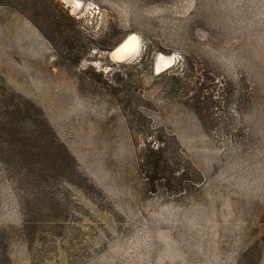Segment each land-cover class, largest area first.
<instances>
[{"label":"rangeland","instance_id":"1","mask_svg":"<svg viewBox=\"0 0 264 264\" xmlns=\"http://www.w3.org/2000/svg\"><path fill=\"white\" fill-rule=\"evenodd\" d=\"M0 264H264V0H0Z\"/></svg>","mask_w":264,"mask_h":264},{"label":"bare ground","instance_id":"2","mask_svg":"<svg viewBox=\"0 0 264 264\" xmlns=\"http://www.w3.org/2000/svg\"><path fill=\"white\" fill-rule=\"evenodd\" d=\"M75 6L77 2H73ZM138 39L135 35H129L125 40L118 44L110 53V56L116 61H123L132 54L137 53ZM136 52V53H135ZM173 63V57L158 56L155 61L156 71H161Z\"/></svg>","mask_w":264,"mask_h":264},{"label":"trees","instance_id":"3","mask_svg":"<svg viewBox=\"0 0 264 264\" xmlns=\"http://www.w3.org/2000/svg\"><path fill=\"white\" fill-rule=\"evenodd\" d=\"M60 25H62V24H60ZM60 25H59V27H60ZM67 25L68 24H65L64 27H66ZM63 37H64V43L63 44H65L66 48L69 49L70 51L77 49V47H79V48L83 47V45L81 44L80 39L78 37V33H76V31H74L72 34H69V35L64 34ZM113 47L114 46L111 45V47L108 50H111ZM196 111H200V109H196ZM198 114H200V113H198ZM161 151H162V148H158L155 151V154L157 157H155V158L149 157L148 158V160L150 159V161L147 162L148 166H150V164H152L153 171H157V165L164 162V157L162 156ZM147 172L145 173L146 174L145 176L147 179L153 180V179L160 178V177H156L153 174L149 175Z\"/></svg>","mask_w":264,"mask_h":264},{"label":"built area","instance_id":"4","mask_svg":"<svg viewBox=\"0 0 264 264\" xmlns=\"http://www.w3.org/2000/svg\"><path fill=\"white\" fill-rule=\"evenodd\" d=\"M137 47H138V45H137ZM134 55H136V54H134ZM133 54H132V56H134Z\"/></svg>","mask_w":264,"mask_h":264}]
</instances>
